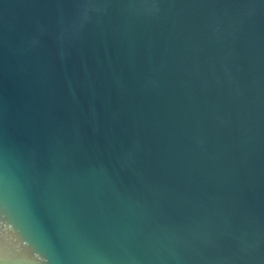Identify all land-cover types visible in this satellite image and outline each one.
<instances>
[{"label": "water", "instance_id": "obj_1", "mask_svg": "<svg viewBox=\"0 0 264 264\" xmlns=\"http://www.w3.org/2000/svg\"><path fill=\"white\" fill-rule=\"evenodd\" d=\"M0 264H264V0H0Z\"/></svg>", "mask_w": 264, "mask_h": 264}]
</instances>
